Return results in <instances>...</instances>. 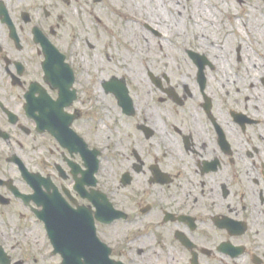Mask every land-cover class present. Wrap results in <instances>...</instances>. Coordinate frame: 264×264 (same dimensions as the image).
<instances>
[{
  "label": "flooded vegetation",
  "instance_id": "flooded-vegetation-1",
  "mask_svg": "<svg viewBox=\"0 0 264 264\" xmlns=\"http://www.w3.org/2000/svg\"><path fill=\"white\" fill-rule=\"evenodd\" d=\"M102 2L0 0V264H264V55L217 34L154 40L84 116L71 46Z\"/></svg>",
  "mask_w": 264,
  "mask_h": 264
},
{
  "label": "rangeland",
  "instance_id": "rangeland-1",
  "mask_svg": "<svg viewBox=\"0 0 264 264\" xmlns=\"http://www.w3.org/2000/svg\"><path fill=\"white\" fill-rule=\"evenodd\" d=\"M126 0H104L99 8L95 12L96 15L93 17H89L87 19V24L82 28L81 35L84 36L82 39H75L72 44V54L76 56V62L79 66V71L81 73L83 69V76L85 77V81L82 79L80 83H77V87L80 88L82 93L80 94V106L83 109V115L89 116L93 115H104L109 109V104L111 97H106L102 93V101L99 98L98 94L100 93L97 89L100 86V79L108 78L111 75L116 76H129L132 74H136L142 70V66H146L150 64V60H147L148 55L145 53V56H141L136 58V65L133 68L128 69V64L125 63L124 60V48L129 49L133 53V47L130 43L123 45L124 43H120L118 40L121 39L123 35V31L126 29V15L127 11L124 10L126 6ZM167 0H159V6H161L160 10L162 13L158 14L161 17L171 18L173 21V25H181V30H183L184 34L188 38L197 37L198 30H206V38L207 36H211L217 34V38L222 39L223 37H236L239 40L246 41L249 43L248 38H241V34L238 33L235 25L237 18L239 17L241 20L251 19L253 22L255 19H260L264 23V1L262 0H211L204 4V6L209 7L208 10L205 8H201L204 12L205 10L209 14V12L214 11L215 15L212 18H207V16H203L201 19L197 20L193 18L194 14H199L200 10L199 5L196 4V0H182L180 3V8L183 11L178 13H174L172 8L166 5ZM131 2H135L137 5L139 3L141 5V10L147 11L149 0H131ZM151 4V3H149ZM154 6V3H152ZM155 10V7H153ZM150 9V8H149ZM162 14V15H161ZM236 14H239L236 17ZM157 15V16H158ZM96 16L97 19H94ZM156 16V17H157ZM100 21H99V19ZM167 22L172 23V21ZM133 26L131 27V32L136 37L137 41L136 48L139 45H144V40H141L138 35L141 32L146 34H151V40H155L158 42L162 39V36H156L153 33L155 27L151 26L150 22H142L133 20ZM208 22L211 23L210 26H195L196 23ZM215 23L212 25V23ZM212 25V26H211ZM159 28H161L159 26ZM165 29V30H164ZM161 32H170V30L164 28ZM157 31V28H156ZM247 33V27H243V33ZM138 37V38H137ZM205 37V36H204ZM243 37V36H242ZM89 44L95 46V48H91ZM157 46V45H156ZM250 46V45H249ZM248 46V47H249ZM64 47H67L64 44ZM252 48V47H251ZM88 52L84 55L85 52ZM78 52V53H77ZM149 51H147L148 53ZM76 53L78 55H76ZM79 55L84 56L85 58L79 57ZM147 56V57H146ZM98 58V65H93L94 58ZM144 57V58H143ZM83 60V67L80 64V59ZM92 63L89 65L87 64ZM161 63V62H160ZM157 63V64H160ZM129 79H132L129 77ZM114 98V97H112ZM100 99V100H99ZM98 100L100 102H98ZM98 102V103H97ZM114 102V99H113ZM98 112L97 114L95 113ZM91 115V116H93ZM97 126L99 129L102 128V125L97 122Z\"/></svg>",
  "mask_w": 264,
  "mask_h": 264
},
{
  "label": "bare ground",
  "instance_id": "bare-ground-1",
  "mask_svg": "<svg viewBox=\"0 0 264 264\" xmlns=\"http://www.w3.org/2000/svg\"><path fill=\"white\" fill-rule=\"evenodd\" d=\"M137 1V0H135ZM126 6L124 8L125 11H127V15H126V29L123 31V35L121 37L120 40H118L120 43H124L123 45L125 46L126 44L130 43L133 47V53L129 50L126 49V47L124 48V60L125 63L128 64V69L129 68H133L136 64V58H139L141 56H145V53L149 56V52L147 53V51H149V48L152 47L154 45V42H152L153 40H151L150 38L152 37L150 33L146 34L144 32H141L139 30V32L141 34L138 35V37L141 40H144V45H139L138 48H136V37L133 35V33L131 32V27L133 26L134 23V19H136V21H142V22H150L152 24V26H154L155 28H157V30H163L164 28L170 30V32H163V36L164 38H181L186 36L183 32V30H181V25H173V21L170 19H168L167 17H161L158 14L162 13V11L160 10L161 6H159V0H149V3L151 4H147L148 8L146 9L147 11H143L141 10V5L139 3L134 4L135 2H131V0H126ZM182 2V0H167L166 1V5L169 7H171L174 13H178L183 11V9L180 8V3ZM211 2V0H196V4L199 5V8H197L198 10H200V13L194 14L193 18L194 19H201L203 16H207V18H212L215 15L214 11L209 12V14L207 13L206 10H208L209 7L204 6V4ZM152 3H154V6H152ZM153 7H155V10ZM150 8V9H149ZM201 8H205V12L201 9ZM158 15V16H157ZM162 15V14H161ZM157 16V17H156ZM239 14H236V17H238ZM172 21V23H169L168 25L167 22ZM236 22V29L238 31L239 34H241V38L244 39L248 38L249 39V43L245 42V46L250 45L252 48H254V52L258 54V56L264 55V23L263 21H261L260 19H255L254 22L251 19H245L244 21L241 20L239 17L237 18V20H235ZM211 23L208 22H203L201 24L196 23L195 26H210ZM215 24L214 22L212 23V25ZM211 25V26H212ZM159 26L161 28H159ZM247 27V33H243V27ZM165 30V29H164ZM207 31L206 30H198L197 35L202 36V35H206ZM151 36V37H150ZM137 37V38H138ZM144 49L146 50V52L144 53ZM147 57V56H146ZM144 58V57H143ZM93 65L97 66L98 65V58H94L93 61ZM92 63H89V65H91ZM101 91V89H99ZM99 91V92H100ZM101 93L98 94L99 98L102 101V95ZM99 99V100H100ZM98 100V102H100ZM97 102V103H98ZM103 102V101H102Z\"/></svg>",
  "mask_w": 264,
  "mask_h": 264
},
{
  "label": "water",
  "instance_id": "water-1",
  "mask_svg": "<svg viewBox=\"0 0 264 264\" xmlns=\"http://www.w3.org/2000/svg\"><path fill=\"white\" fill-rule=\"evenodd\" d=\"M56 56H58V55H57L56 52H54L55 65L57 66V64H60L61 67H62V68L61 67H57V73L62 76V79H61L62 82H60L59 88L61 90V96L64 99L62 105L63 106H66V104H69V102L66 103L67 101H70L71 102L73 99H75L74 98V92H71L69 90L70 89L69 87L71 86L72 82H70L68 84L66 82L65 83L63 82L65 80H67L66 75L69 72V69L67 67H64L63 64H62L63 63L62 60L64 59V57H61L62 60H60V59H58L59 57L56 58ZM113 82L115 83L116 86L119 87V83L117 81H113ZM51 233L53 235L52 237L54 238L55 244L56 245H60L61 244V238H62L60 236L62 235V231L54 230ZM65 233L68 234V235H71V229L68 230V231H65V232L63 231V234H65ZM68 241H70V240H68ZM64 259H65L64 264H81L79 262H74L73 254H71V253H67L65 255V258ZM90 264H114V263L106 255L104 261H97V260H95L94 262H91Z\"/></svg>",
  "mask_w": 264,
  "mask_h": 264
}]
</instances>
